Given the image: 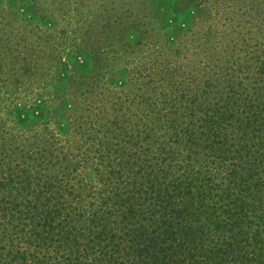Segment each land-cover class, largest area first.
I'll list each match as a JSON object with an SVG mask.
<instances>
[{
	"label": "trees",
	"instance_id": "obj_1",
	"mask_svg": "<svg viewBox=\"0 0 264 264\" xmlns=\"http://www.w3.org/2000/svg\"><path fill=\"white\" fill-rule=\"evenodd\" d=\"M199 12L89 49L61 26L47 53L38 24L0 28V264H264V32ZM45 96L67 108L25 123Z\"/></svg>",
	"mask_w": 264,
	"mask_h": 264
},
{
	"label": "rangeland",
	"instance_id": "obj_2",
	"mask_svg": "<svg viewBox=\"0 0 264 264\" xmlns=\"http://www.w3.org/2000/svg\"><path fill=\"white\" fill-rule=\"evenodd\" d=\"M8 1L10 6H6L5 3H0V21H2L0 28L3 27L4 30L13 29L14 32L9 37V40L15 43L17 41V38L14 37V34H16L15 25H18L17 28L20 27V30L25 32L33 28L32 23L38 24L43 29L40 32L42 33L40 37L46 42L44 45L45 53L49 52L48 44L54 46L53 39L50 37L56 36L61 26L64 27L65 31H71L72 29L81 30L82 38L84 39V48L89 49L94 46H102L103 42L105 43V41L109 40H113L114 42L120 39L129 42L135 41L141 31V37H144L149 26L153 28L151 32L157 35V32H160V29L157 27L161 22L165 29L164 31L171 35V32L180 30L182 27L190 24V18L188 17L199 10L200 12L197 15L198 19L201 20L205 16L201 11L205 9L211 11V16L216 20L215 23L217 26L224 24L241 26L243 36L249 35V37L257 40L261 39L259 33L264 32V0H78L80 6L76 5L74 0H63L65 3L62 9L61 5L57 3L62 0H56L55 2L45 0L41 4L38 3V6L33 5L30 0ZM148 6H154L155 14L158 15L159 19L161 18L159 23L154 18H151V21L149 20V13L147 12ZM52 8H57L54 11L56 15H60L63 10V19L59 18V23L56 21H53V23L51 19L39 17L35 14L38 10L50 12ZM76 9L79 11L77 22V16H75ZM94 9L95 13L92 14ZM213 12L217 13V15H214L215 13ZM9 13L15 14L18 17L28 16L29 20L16 24L9 17H6L10 15ZM246 27H257L258 30L255 32H246ZM48 34H51V36L46 37ZM67 34L69 36L71 35L70 33ZM32 36L33 38L36 37L37 33H34ZM157 37L160 38V36ZM140 42L135 52V49L124 48L121 54L130 56L131 54L136 55L138 53L139 55H143L146 51L144 38L140 39ZM99 53V58L102 61L108 60L105 54L111 55V51L102 52L99 50ZM64 60L67 65L65 74H86L91 71L90 60L85 52L81 51L75 55L74 53H70L65 56ZM114 71H116L115 75L117 77H122L126 73V68L120 67ZM72 82L73 80H70L68 84L71 85ZM52 104L53 99L45 96L37 99L32 108L25 109L20 115L25 123H33L35 120L43 118L42 116L46 114L47 116H49L48 114L58 115L67 108L66 104H62V110L51 108L45 112ZM50 121L52 122L53 119Z\"/></svg>",
	"mask_w": 264,
	"mask_h": 264
}]
</instances>
